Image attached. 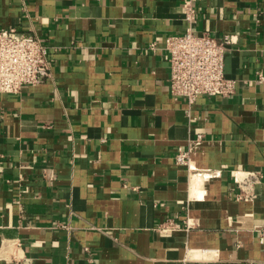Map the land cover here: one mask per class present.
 Wrapping results in <instances>:
<instances>
[{
    "label": "crops",
    "instance_id": "obj_1",
    "mask_svg": "<svg viewBox=\"0 0 264 264\" xmlns=\"http://www.w3.org/2000/svg\"><path fill=\"white\" fill-rule=\"evenodd\" d=\"M183 3L0 0L50 70L0 93V264H264V0H194L237 88L190 106L164 48Z\"/></svg>",
    "mask_w": 264,
    "mask_h": 264
},
{
    "label": "built area",
    "instance_id": "obj_2",
    "mask_svg": "<svg viewBox=\"0 0 264 264\" xmlns=\"http://www.w3.org/2000/svg\"><path fill=\"white\" fill-rule=\"evenodd\" d=\"M197 15L194 0H184L185 27L179 33L166 35L164 41L169 61L170 94L174 99H185L188 106L200 96H232L237 88V80L227 76L224 70L225 52L236 41L235 35L224 33L216 37L207 30L196 29ZM49 74L48 49L39 35L15 27L0 28V93L18 92L23 85L37 84ZM175 161L186 164L187 151L178 147ZM260 178L259 171L251 170L239 181L248 186ZM244 190L237 198L249 196L247 189ZM160 228L172 230L181 225L166 220Z\"/></svg>",
    "mask_w": 264,
    "mask_h": 264
}]
</instances>
